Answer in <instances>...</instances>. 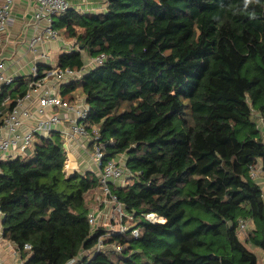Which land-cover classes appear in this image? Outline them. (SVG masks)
<instances>
[{"label": "trees", "instance_id": "16d2710c", "mask_svg": "<svg viewBox=\"0 0 264 264\" xmlns=\"http://www.w3.org/2000/svg\"><path fill=\"white\" fill-rule=\"evenodd\" d=\"M105 3L54 15L73 45L57 65L80 70L83 53L106 55L59 94L85 99L84 124L96 130L104 160L125 157L132 177L112 188L140 235H113L91 252L105 230L87 221L98 177L66 174L62 137L51 131L0 159L3 237L24 264H262L246 243L264 252V197L248 173L253 163L264 171L255 122L264 110V0ZM37 67L39 76L51 68ZM27 79L3 86L0 105L9 95L11 109ZM150 212L164 220L145 219ZM240 219L248 222L244 240Z\"/></svg>", "mask_w": 264, "mask_h": 264}, {"label": "built area", "instance_id": "2783aa9c", "mask_svg": "<svg viewBox=\"0 0 264 264\" xmlns=\"http://www.w3.org/2000/svg\"><path fill=\"white\" fill-rule=\"evenodd\" d=\"M35 10L33 17L35 20H44L45 25L29 40L30 48L42 42L44 36L50 39L59 38V33L53 27V17L66 9L74 7L82 8L84 0L75 2L69 0H33ZM14 0H0V29H4L10 23V14ZM106 59L104 53H100L90 58L87 64L80 70L70 67H60L57 64L51 66L39 76L37 65L31 67V79L27 83V89L22 96L16 98V102L11 109H5L10 96L3 98L0 105V159L14 158L30 147L36 136H47L51 131H58L62 137L63 146L70 159V153L75 143L83 137L90 146L89 157L92 159L98 177V191L94 195V202L87 213V221L92 229L98 226L104 227L91 249V252L103 251L108 247L105 239L117 234H126L133 237L140 235V229L134 224V217L126 212L123 203L118 199L113 191L114 186L124 185L130 177L131 172L127 168L121 155L104 160L103 144L98 141V134L94 128L88 129L84 124V119L88 113V106L83 97H79L75 102L70 103L59 94L60 84L76 80L86 71V67L102 64ZM89 62V63H88ZM16 75L6 73L0 63V90L3 86L12 85ZM50 82V84H49ZM73 116H70V114ZM65 122L70 124L65 128L60 125ZM256 126L260 129L264 126V110L258 113ZM262 129V128H261ZM261 131V130H260ZM249 176L254 180L264 178L259 164L253 163L248 168ZM261 195L264 197V184L261 185ZM145 219L151 222H162L164 218L156 213L144 214ZM247 221L240 219L238 222L239 232L242 233ZM25 248L30 244L25 243ZM114 251H121L122 247L113 244ZM83 253H90L89 250ZM75 259H71L67 264H74Z\"/></svg>", "mask_w": 264, "mask_h": 264}, {"label": "crops", "instance_id": "0c3cea01", "mask_svg": "<svg viewBox=\"0 0 264 264\" xmlns=\"http://www.w3.org/2000/svg\"><path fill=\"white\" fill-rule=\"evenodd\" d=\"M36 6L33 0H14L10 14V23L4 29H0V63L6 73L14 74L17 77L22 76L30 78L31 67L38 64H48L50 66L57 64V57L60 52H55L53 56L48 54L49 49L61 47L62 51H71L73 45L71 41H65L59 36L57 39H50L44 36L42 42L37 43L34 48H30L29 40L37 32L41 31L45 25L44 20H35L33 13ZM85 56V55H84ZM84 57L87 62L88 58ZM50 84V82H49ZM70 116L73 114L69 113ZM257 117V116H256ZM70 123L65 122L60 128L67 127ZM262 128V129H261ZM261 132L264 126H261ZM87 141L82 137L80 141L74 144L70 153L72 160V170L85 172L86 170L96 171L91 168ZM75 157V160H74ZM261 185L264 179L258 180ZM2 213L0 211V264H24L25 258L16 248L13 242L3 237L2 234Z\"/></svg>", "mask_w": 264, "mask_h": 264}, {"label": "rangeland", "instance_id": "374dc122", "mask_svg": "<svg viewBox=\"0 0 264 264\" xmlns=\"http://www.w3.org/2000/svg\"><path fill=\"white\" fill-rule=\"evenodd\" d=\"M84 1L85 2L82 4V8H84L85 10L102 11L105 8V5H106L105 0H84ZM61 51H62L61 47L58 48L57 50H56V48L55 49L53 48V49H49L48 50V54L53 56V54L55 52H61ZM83 54L86 56V59L88 58V61H89L91 57H88L85 53H83ZM84 55H83V58L85 57ZM261 136H262V139H264V131L261 132ZM88 150L89 151L91 150L90 146L88 147ZM67 158H68V156H67ZM121 158H122L123 161H125V157L123 155H121ZM74 160H75V157H74ZM90 161H91V168L90 169H95L96 167H95L93 161L92 160H90ZM75 162H76V160H75ZM68 163H69V161L66 162L65 168H64L66 174L68 173V170L71 172L72 165H73L72 163H71V165H69ZM131 177H132V174L130 175V178ZM95 194H97V191H94L92 194H90L91 195V200L93 199L92 195H95ZM247 225H248V223H247ZM245 232H246V228L241 234H239V236H240V238L242 240L245 239V235H246ZM246 246L250 250H254L255 253L257 254V257H258L259 261L262 264H264V252H261V250L259 248H257L255 245H253L252 243L247 242Z\"/></svg>", "mask_w": 264, "mask_h": 264}, {"label": "bare ground", "instance_id": "6f19581e", "mask_svg": "<svg viewBox=\"0 0 264 264\" xmlns=\"http://www.w3.org/2000/svg\"><path fill=\"white\" fill-rule=\"evenodd\" d=\"M71 163H72V160H71V161H69V163H68V164H69V165H71Z\"/></svg>", "mask_w": 264, "mask_h": 264}, {"label": "clouds", "instance_id": "9594fccd", "mask_svg": "<svg viewBox=\"0 0 264 264\" xmlns=\"http://www.w3.org/2000/svg\"><path fill=\"white\" fill-rule=\"evenodd\" d=\"M246 2H249V0H246Z\"/></svg>", "mask_w": 264, "mask_h": 264}, {"label": "water", "instance_id": "95a60500", "mask_svg": "<svg viewBox=\"0 0 264 264\" xmlns=\"http://www.w3.org/2000/svg\"><path fill=\"white\" fill-rule=\"evenodd\" d=\"M69 175V174H68Z\"/></svg>", "mask_w": 264, "mask_h": 264}]
</instances>
